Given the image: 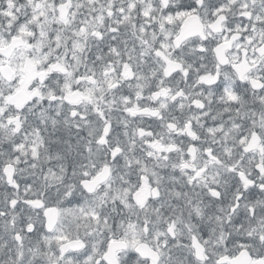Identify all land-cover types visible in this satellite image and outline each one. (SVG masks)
<instances>
[{"label":"snow or ice","instance_id":"1","mask_svg":"<svg viewBox=\"0 0 264 264\" xmlns=\"http://www.w3.org/2000/svg\"><path fill=\"white\" fill-rule=\"evenodd\" d=\"M0 264H264V0H0Z\"/></svg>","mask_w":264,"mask_h":264}]
</instances>
